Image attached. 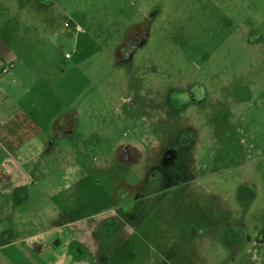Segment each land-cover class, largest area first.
I'll return each mask as SVG.
<instances>
[{
	"label": "rangeland",
	"instance_id": "rangeland-1",
	"mask_svg": "<svg viewBox=\"0 0 264 264\" xmlns=\"http://www.w3.org/2000/svg\"><path fill=\"white\" fill-rule=\"evenodd\" d=\"M19 4L55 8L13 79L82 169L56 199L86 239L61 250L68 264H264V0Z\"/></svg>",
	"mask_w": 264,
	"mask_h": 264
},
{
	"label": "crops",
	"instance_id": "crops-1",
	"mask_svg": "<svg viewBox=\"0 0 264 264\" xmlns=\"http://www.w3.org/2000/svg\"><path fill=\"white\" fill-rule=\"evenodd\" d=\"M19 1L0 0V264H68L61 250L69 243L85 245L86 239L79 229L69 232L76 220L64 218L56 199L71 189L72 180L77 183L82 169L70 162L64 146L53 147L55 122L44 123L25 109L28 87L23 90L13 79L31 73L32 44L24 39L40 25L47 27L55 8ZM40 15L42 23L34 21ZM61 153L66 159L56 174L52 157Z\"/></svg>",
	"mask_w": 264,
	"mask_h": 264
},
{
	"label": "flooded vegetation",
	"instance_id": "flooded-vegetation-1",
	"mask_svg": "<svg viewBox=\"0 0 264 264\" xmlns=\"http://www.w3.org/2000/svg\"><path fill=\"white\" fill-rule=\"evenodd\" d=\"M145 36H146V31L143 29L142 30L138 29V30L131 32V34L129 35L128 42L126 43V48H125L127 55H129V53H131L135 48H138V46L143 42ZM255 38H256V36H255ZM229 94H230V89H227L225 84H222L221 87L219 88L218 93L215 92V95H214L215 98H214V101L211 103V107L214 108V107L218 106L219 102L226 103V100L229 101V99H230ZM219 96H220V98H219ZM228 96H229V98H228ZM205 112L206 111H204V113L201 112L200 114L206 116ZM193 113H195V112H193ZM72 125H73L72 122L70 123V121L67 120V123L65 122V125L61 124V125L57 126V133L59 135L69 134L72 131V128H73ZM122 151H124L125 154L123 153L124 155L121 156L120 161L124 164H128L130 162V160H129V155L127 152L130 150L128 147L125 146V148H123ZM134 154L135 153L133 152V158L135 156Z\"/></svg>",
	"mask_w": 264,
	"mask_h": 264
},
{
	"label": "built area",
	"instance_id": "built-area-1",
	"mask_svg": "<svg viewBox=\"0 0 264 264\" xmlns=\"http://www.w3.org/2000/svg\"><path fill=\"white\" fill-rule=\"evenodd\" d=\"M69 57H70L69 55L66 56V58H69ZM4 72L5 73L8 72V69H5Z\"/></svg>",
	"mask_w": 264,
	"mask_h": 264
}]
</instances>
